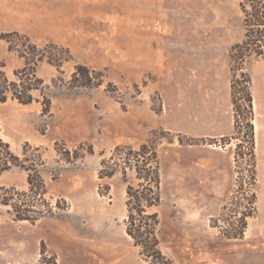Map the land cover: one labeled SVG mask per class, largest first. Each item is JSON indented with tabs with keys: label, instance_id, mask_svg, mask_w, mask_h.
I'll return each mask as SVG.
<instances>
[{
	"label": "rangeland",
	"instance_id": "obj_1",
	"mask_svg": "<svg viewBox=\"0 0 264 264\" xmlns=\"http://www.w3.org/2000/svg\"><path fill=\"white\" fill-rule=\"evenodd\" d=\"M13 32L63 61L37 65L31 104L0 103V152L7 146L10 160L0 173V264H151L126 234L127 184L99 178L117 147L143 144L159 158L161 202L147 213L158 216L166 259L264 264V58L247 68L256 211L240 240L218 228L248 169L237 156L238 144L248 148L245 106L236 126L229 62L244 34L239 0H0L10 81L24 64L1 39ZM79 67L93 86L73 79ZM127 178L136 186L133 172ZM11 194L26 200L28 221L1 203Z\"/></svg>",
	"mask_w": 264,
	"mask_h": 264
},
{
	"label": "trees",
	"instance_id": "obj_2",
	"mask_svg": "<svg viewBox=\"0 0 264 264\" xmlns=\"http://www.w3.org/2000/svg\"><path fill=\"white\" fill-rule=\"evenodd\" d=\"M239 7L242 14V24L244 29L241 42L234 44L229 50L230 71L232 76L231 96L232 103L236 108V126L240 120L239 101L244 104L245 113L241 116L246 127V141L248 148L241 152V146L237 145V156L246 158L248 169L247 179L238 180V190L235 207L223 211L221 221L224 226H218L220 235L226 240H240L243 238L247 228V219L255 213L256 194L254 185L256 182L255 165L253 159V128L251 124V95L250 77L248 65L252 60L264 58V0H239ZM8 45V50L14 52L24 64L21 69L15 72V80L10 81L3 72V64H0V103L7 102L8 99L16 101L22 105H29L35 99L33 93L39 91L40 79L36 76V67L45 59L50 65L60 67L63 61L55 52H49L44 56L41 50L30 42L28 37L17 32L8 33L1 38ZM54 49V47H51ZM89 69L79 67L73 74V79L78 81L81 87H91L92 77ZM80 76V78H79ZM43 111L48 112L50 101L45 96L41 102ZM239 110V111H238ZM0 152V173L7 169L9 163V150L7 146ZM133 172V179L136 186L128 183L127 175ZM120 175L126 186V234L133 241V245L140 248L141 254L149 259L151 264H172L159 249L157 228L159 220L157 214L147 213L148 209L157 207L161 202L160 196V164L153 145L143 144L137 150L130 147H117L113 154L101 162L99 171L100 179H111ZM29 189L34 192L41 191L43 185L41 181H34L33 177L27 179ZM240 195V197H238ZM234 198V199H235ZM3 205L11 206L17 220H29L27 214L22 212V207L26 206V200L14 199V195L7 196ZM29 207V205H27Z\"/></svg>",
	"mask_w": 264,
	"mask_h": 264
}]
</instances>
